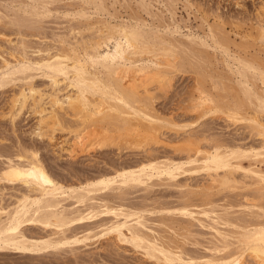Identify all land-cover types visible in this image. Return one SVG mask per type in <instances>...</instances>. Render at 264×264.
Instances as JSON below:
<instances>
[{
	"label": "rangeland",
	"instance_id": "rangeland-1",
	"mask_svg": "<svg viewBox=\"0 0 264 264\" xmlns=\"http://www.w3.org/2000/svg\"><path fill=\"white\" fill-rule=\"evenodd\" d=\"M102 4L104 8L97 11L84 0H0V70L6 64L16 66L23 58L36 62L71 48L81 55L107 25L139 27L171 43L177 62L168 89L150 88V109L163 120L158 138L125 144L114 138L116 132L107 133L113 137L99 132L85 151L73 152L77 129L57 128L51 137L40 136V115L30 105L15 117L9 115L13 96L26 87L27 80L19 79L0 87V170L8 162L23 161L20 155L35 152L54 181L79 189L148 161L179 166H175L173 178L153 177L133 187L94 191L84 203H77L72 194L59 196L58 209L67 215L90 208L97 210V215L72 222L63 232L24 224L22 232L28 238H51L67 244L35 253L0 250V264H165L109 232L107 228L124 217L99 212L105 208L137 212L141 233L164 241L185 259L192 258L191 264H217L215 259L224 253L221 236L232 250L242 228L264 223V192H259L264 185L252 184L241 171H230L236 182L225 187L218 178L223 170L190 171L185 162L197 149L201 158L216 147L250 149L260 145L252 125L229 120L226 114L229 108L240 107L242 115L253 110L254 100L250 104L241 95L232 68L238 66L236 61H248L264 71V40L259 36L264 27V0H102ZM38 13H43L42 17ZM188 35L193 42L188 41ZM26 72H30L31 84L41 93L40 104L46 110L51 92L58 89L63 96L70 90L66 81L54 88L41 72ZM252 80L250 85L261 94L262 84ZM203 92L216 100L214 111L195 108ZM262 110L256 115L264 118ZM231 162H240L245 168L250 164L239 159ZM251 166H258L264 174V162ZM28 194L34 195L27 186L0 180V210L12 209ZM183 208L191 214H183ZM245 262L254 263L248 255Z\"/></svg>",
	"mask_w": 264,
	"mask_h": 264
},
{
	"label": "bare ground",
	"instance_id": "bare-ground-1",
	"mask_svg": "<svg viewBox=\"0 0 264 264\" xmlns=\"http://www.w3.org/2000/svg\"><path fill=\"white\" fill-rule=\"evenodd\" d=\"M84 1L86 4H92L97 11L104 8L102 0ZM35 15L36 13L34 17L37 18ZM259 36L264 40V27L260 29ZM187 39L189 42L194 40L191 35H188ZM214 40L213 42L217 45L219 42ZM88 47L82 50L81 55L75 48H71L48 55L36 62L23 58L17 61L16 66L6 64L4 69L0 70V87L15 80H27L26 87L13 96L9 115L15 117L26 105H30L40 115L38 120L40 136L51 137V134L58 131L57 128L77 129L73 152L85 151L92 145L93 137H97L99 132L106 134L116 132L117 136L113 135L114 138L118 137L125 144L146 139L154 141L158 138V128L163 120L150 109L152 98L150 88L155 85L159 91L160 89L164 91L165 87L171 86V69L173 70L177 65L172 52L174 47L171 43L157 39L155 34L150 35L139 27L124 24L105 26V30L98 35L97 39L91 41ZM236 64L238 66L232 68L235 69L232 71V76L237 78L236 82L238 86L240 85L241 95H244L250 104L254 100L253 104H255L251 105V109L253 108L251 114L243 113L242 115V110L238 107L241 112L238 108H229L226 116L229 120L245 121L252 125L256 130L255 135L260 140L259 147L250 149L237 147L225 150L216 147L211 153L201 158L199 155L202 152L197 149L194 154L187 155L185 164L190 171L197 168L215 173L223 170L221 179L218 176L219 173L214 175L218 176L221 185L225 187L236 182V178L232 175L233 171H241L244 178L253 181L252 184L264 185L262 171L258 166H251L264 162V118L256 115L257 111L262 113L264 109V71L248 61H236ZM26 70L41 72L42 76L50 80L54 88L66 81V88L70 90L63 96H60L58 89L52 90L53 92L48 96L50 108L46 110L40 104L42 95L32 86L31 74ZM248 72L252 73L250 77ZM249 78L251 81L256 80L254 83L258 80L262 84L261 94L256 92L257 88L256 90L252 87L253 85H250ZM204 92L200 93L201 96L199 95L195 108L214 111L218 108L216 100L212 95ZM19 157L23 161L8 162L0 170V180L9 183L19 182L27 186L29 193L34 195L33 197L29 194L23 196L19 204L10 210H0V250L33 253L58 248L67 242L43 237L28 238L22 232L24 224H39L45 228L53 227L63 232V229L72 222L97 215V210L94 208L88 209L85 213L67 215L63 210L58 209L59 196L66 193L72 194L77 203H84L90 199L89 194L94 191L133 187L153 177L173 178L174 170L177 168L175 166H179V164L148 161L137 168L123 169L116 177L87 182L84 187L78 189L65 188L54 181L45 171L37 153L26 152ZM233 159L247 160L250 164L245 168L240 162L232 163ZM262 190L264 186H260L261 194L264 192ZM263 195L261 196L264 197ZM181 210L183 214H191L185 208ZM99 212L112 213L116 218L123 216L124 221L115 222L107 230L115 233L120 241L129 242L135 248L143 250L148 258L160 260L165 264L193 263L192 258H183L180 252L164 241L150 239L141 233L137 229L141 224L137 212L123 213L119 209L108 208ZM132 217L131 221L126 220ZM72 242L77 243L78 240ZM221 242L224 253L215 259V263L246 264L245 259L248 255L254 261L253 264H264V223H258L250 229L242 228L235 240L237 245L232 250H229L231 244L226 242L225 236H221Z\"/></svg>",
	"mask_w": 264,
	"mask_h": 264
}]
</instances>
